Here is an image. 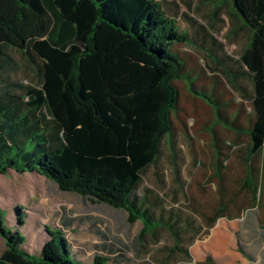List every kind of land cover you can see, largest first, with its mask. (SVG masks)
Segmentation results:
<instances>
[{
	"label": "trees",
	"instance_id": "16d2710c",
	"mask_svg": "<svg viewBox=\"0 0 264 264\" xmlns=\"http://www.w3.org/2000/svg\"><path fill=\"white\" fill-rule=\"evenodd\" d=\"M229 5L234 30L237 19L249 34L239 57L241 70L235 74L251 81V94L239 102H247L250 113L242 122L239 117L228 121L221 107L231 101L222 102L217 94L216 107L206 92L194 85L190 89L212 105L219 121L238 138H246L243 146L237 141L225 146L237 149L234 156L247 174L240 207L252 208L260 190V163L264 172V0H229ZM173 17L177 11L169 16L157 0H0V71L16 67L7 54L12 51L36 78L33 83L0 79V173H37L62 192L125 212L130 226L142 224L137 246L146 236L166 230L173 241L166 247L168 255L179 253L185 264L187 245L198 234H207L218 218L232 217L235 198L222 197L214 213H202L196 224L192 214L184 218L183 211H157L138 194L143 173L160 158L163 141L174 150L175 82L188 81L186 57L175 46L189 37L178 31ZM200 29L215 42L203 25ZM213 78L218 83L219 77ZM30 143L35 149L28 151ZM215 148L220 155L218 143ZM231 157L216 166L222 194L234 181L223 171ZM16 212L23 225L22 208ZM75 222L65 219L62 228L47 227L49 240L36 257L25 248L27 238L6 226L0 208L6 247L0 264H136L108 244L89 261L79 259L66 235ZM238 249L253 260L240 241Z\"/></svg>",
	"mask_w": 264,
	"mask_h": 264
},
{
	"label": "rangeland",
	"instance_id": "374dc122",
	"mask_svg": "<svg viewBox=\"0 0 264 264\" xmlns=\"http://www.w3.org/2000/svg\"><path fill=\"white\" fill-rule=\"evenodd\" d=\"M157 1H163V8L169 16L177 11L178 19L173 17L177 29L189 37L186 44L175 46V50L186 57L188 81L175 82L179 89V102L178 115L174 116V150H171L169 141L165 139L157 164L143 173L138 194L146 196L157 211L161 208L167 213L183 211L184 218L192 214L197 224V221L202 220V213H214L222 197L233 200L236 196L238 199L244 196L239 184L245 175L244 167L239 158L234 156L237 149H228L225 145L237 141L238 145L243 146L246 138H238L224 121H219L212 105L193 93L190 86L194 85L200 93L206 92L204 94L216 107H219L215 101L217 94L222 102L231 101L221 107L222 117L228 121L239 117L241 122L244 121L250 113V105L245 102L241 106L239 102L243 101L244 94H251L252 84L246 76H237L235 73L241 70L239 57L249 34L243 31L242 25L234 30L230 16L234 10L229 0ZM176 2L180 5L177 9L174 6ZM202 25L215 37V42L205 36L200 29ZM7 54L12 56L16 67L0 71V79L35 82V73L29 69L22 56L12 51ZM181 61L185 64V59ZM1 62L0 59V66ZM214 76L219 77L218 83ZM221 81L222 84L219 83ZM216 143L220 146V155L217 154ZM33 149L35 143L27 145L28 151ZM227 155L233 157L226 163L229 168L223 171L234 181L229 183L233 187L222 194L216 178V166L219 160L225 163L230 157ZM17 207H21L25 215L23 225L18 223ZM0 208L6 213V226L27 238L25 248L36 257L40 256L44 244L49 240L46 228H62L65 219H74L76 222L66 235L81 260L89 261L99 247L108 244L120 248L136 264H174L166 250L173 244L166 230H158L156 236H146L137 246L136 238L142 228L140 222L130 226L125 212L95 204L74 193L62 192L37 173H0ZM233 211L231 209V213ZM232 227L233 224L224 220L217 224V228L226 231L229 228L233 230ZM204 238L206 235L201 244ZM5 249L0 236V255Z\"/></svg>",
	"mask_w": 264,
	"mask_h": 264
},
{
	"label": "crops",
	"instance_id": "0c3cea01",
	"mask_svg": "<svg viewBox=\"0 0 264 264\" xmlns=\"http://www.w3.org/2000/svg\"><path fill=\"white\" fill-rule=\"evenodd\" d=\"M236 23L238 27H241L237 19ZM259 168L258 187L260 190L257 196V204L252 208L240 207V204L246 199L245 192L241 199L236 196L235 205L231 207L232 210L234 209L233 216L218 218L209 229L208 235L202 232L187 245L188 258L185 264H264V172L261 163ZM246 176L245 172L244 177L239 181L240 188H243L247 182ZM229 187H233V184H230ZM261 189L263 190L260 195ZM221 220L233 224V230L229 228V231H226L217 228V224ZM205 235L206 238L201 244ZM239 241L253 260L239 251ZM170 257L174 264H184L179 253L170 255Z\"/></svg>",
	"mask_w": 264,
	"mask_h": 264
}]
</instances>
